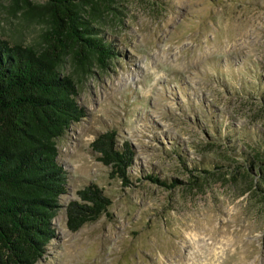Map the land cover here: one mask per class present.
<instances>
[{"label":"rangeland","instance_id":"obj_1","mask_svg":"<svg viewBox=\"0 0 264 264\" xmlns=\"http://www.w3.org/2000/svg\"><path fill=\"white\" fill-rule=\"evenodd\" d=\"M82 3L115 54L87 74L65 62L85 115L57 142L68 192L37 264H264V0ZM47 27L0 0L4 38L39 45ZM109 129L133 150L130 186L91 145ZM93 183L108 211L71 231Z\"/></svg>","mask_w":264,"mask_h":264},{"label":"trees","instance_id":"obj_2","mask_svg":"<svg viewBox=\"0 0 264 264\" xmlns=\"http://www.w3.org/2000/svg\"><path fill=\"white\" fill-rule=\"evenodd\" d=\"M108 7L109 0H12L28 13L39 9L48 27L42 44L12 41L0 33V264H37L55 237L53 220L67 194L66 169L59 162L58 140L83 119L78 82L65 73L67 59L83 74L94 60L102 67L115 53L91 25L81 8ZM118 133L106 130L91 144L98 160L113 168L125 186L133 181L128 167L133 150L118 145ZM206 172H208L206 170ZM168 187L174 183L147 175ZM67 207L68 227L81 229L108 211L111 200L96 184L79 192Z\"/></svg>","mask_w":264,"mask_h":264}]
</instances>
